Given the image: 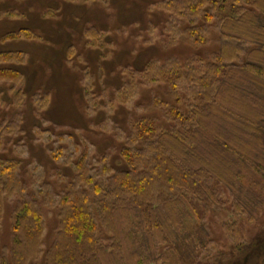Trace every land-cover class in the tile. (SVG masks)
<instances>
[{
    "label": "clouds",
    "instance_id": "obj_1",
    "mask_svg": "<svg viewBox=\"0 0 264 264\" xmlns=\"http://www.w3.org/2000/svg\"><path fill=\"white\" fill-rule=\"evenodd\" d=\"M259 240L264 0H0V264H245Z\"/></svg>",
    "mask_w": 264,
    "mask_h": 264
},
{
    "label": "rangeland",
    "instance_id": "obj_2",
    "mask_svg": "<svg viewBox=\"0 0 264 264\" xmlns=\"http://www.w3.org/2000/svg\"><path fill=\"white\" fill-rule=\"evenodd\" d=\"M262 257H264V240H259L249 247L244 258L245 264H258Z\"/></svg>",
    "mask_w": 264,
    "mask_h": 264
}]
</instances>
